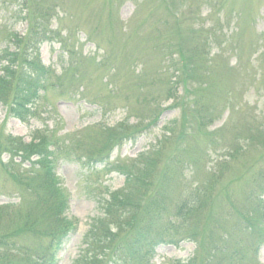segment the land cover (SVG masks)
I'll list each match as a JSON object with an SVG mask.
<instances>
[{
	"label": "rangeland",
	"instance_id": "rangeland-1",
	"mask_svg": "<svg viewBox=\"0 0 264 264\" xmlns=\"http://www.w3.org/2000/svg\"><path fill=\"white\" fill-rule=\"evenodd\" d=\"M45 15L49 20L41 21ZM31 17L51 31L40 56L60 88L40 94L24 121L0 104V137L36 144L46 136L54 140L47 146L55 151V173L67 196L55 189V203L67 204L58 238L77 228L58 254L60 264L78 257L99 215L97 200L128 189L125 173L136 185L132 202L121 199L124 207L146 205L153 190L145 157L155 165L201 158L187 185L181 187L176 176L167 182L172 212L197 184L214 192L209 210L215 215L231 211L228 193L239 200L255 184H264V53L255 56L264 38V0H0V53L9 45L6 33H30ZM181 48L190 50L187 57L196 64L183 77L181 65H175ZM68 64H74L73 71L58 81ZM139 130L136 141L126 137ZM108 135L116 137L109 149ZM111 149L109 165L120 166L118 172L95 169L85 160ZM35 159L52 166V160ZM22 169L28 178L44 172L30 163ZM208 178L214 183L207 184ZM17 186L0 173V205L19 206L23 194ZM258 220L263 237L262 216ZM237 229L232 240L248 246ZM25 240L32 244L35 238ZM210 246V237L197 244L188 239L160 245L154 258L127 264H187L198 254L200 264ZM241 251L236 264H264V238L254 250ZM222 261L235 264L233 258Z\"/></svg>",
	"mask_w": 264,
	"mask_h": 264
},
{
	"label": "trees",
	"instance_id": "trees-1",
	"mask_svg": "<svg viewBox=\"0 0 264 264\" xmlns=\"http://www.w3.org/2000/svg\"><path fill=\"white\" fill-rule=\"evenodd\" d=\"M40 17L41 21L49 20L48 15ZM31 22L30 33L25 36L16 32L6 33L5 41L9 45L0 53V104L8 107L11 116L20 119H25L31 113L30 105L39 98L41 91L57 86V81L54 83L39 53L40 45L47 40L51 31L46 23ZM13 46L14 50L10 51ZM181 49L180 61L175 65H181L183 77L188 71L193 73L196 64L187 57V51L190 54V50ZM68 65L64 68V77L74 69V64ZM77 75L74 77L78 78ZM107 137L109 141L106 147L107 144L112 145L116 138L111 135ZM48 144L50 146L51 141L47 136L37 144L25 143L21 138L11 135L0 137V173L17 184L23 194L18 207L0 206V256L5 261L0 264H57L55 245L59 248L61 241L58 240L66 238L73 230L65 234V237L61 233L58 238L61 230L57 228L66 222L61 216L66 203L64 206L59 201L55 203V189L56 193L62 195V192L53 171L55 152L48 148ZM4 153L9 156L7 160L2 159ZM33 156H38L37 160H52V166L47 167L44 161H32ZM90 156V160L95 158L94 161L100 162H107L108 158ZM16 157L21 160L18 162ZM150 158L145 157V164L150 170L148 180L152 182L153 190L149 201L141 207L139 203H132L130 209L124 207L121 199L126 197L125 201L132 202L136 185L133 175L125 173L128 189L114 192L108 199L97 200L99 215L93 219L73 264H127L135 260L143 261L152 256L161 244H178L188 239L197 244L202 243V237L204 240L210 237L211 246L206 260L200 264H219L225 258H233L235 263H239L242 249L248 247L254 250L261 243L264 233L262 237V221L258 219L262 216L264 221V184H255L239 200L233 192L228 193L227 202L231 211H224L221 215H215L209 210L214 192L197 184L196 188L188 191L182 206L172 212L168 205L171 194L167 182L176 176L181 187L187 185V177L194 178L193 163L201 158H181L172 164L165 160L161 165H155ZM26 162L32 168L38 166L46 174L43 172L41 176L34 173L28 178L22 169ZM119 168L116 167L120 171ZM209 183H214V180L208 178ZM254 199L261 204L256 205ZM234 225L240 229L243 239L252 244L246 246L232 240L234 233L239 231L237 228L233 230ZM29 238H35L32 244L25 240ZM229 240L235 244L231 245ZM199 256H195L188 264H198ZM222 264L232 263L222 261Z\"/></svg>",
	"mask_w": 264,
	"mask_h": 264
}]
</instances>
